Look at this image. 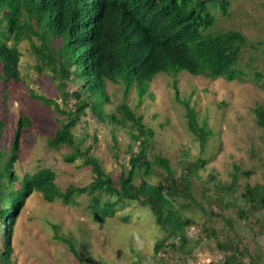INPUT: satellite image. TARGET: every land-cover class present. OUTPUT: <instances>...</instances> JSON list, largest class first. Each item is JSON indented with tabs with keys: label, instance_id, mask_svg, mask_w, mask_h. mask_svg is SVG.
<instances>
[{
	"label": "trees",
	"instance_id": "1",
	"mask_svg": "<svg viewBox=\"0 0 264 264\" xmlns=\"http://www.w3.org/2000/svg\"><path fill=\"white\" fill-rule=\"evenodd\" d=\"M212 5L220 8L223 16L228 15L230 0H0V79L5 84L20 81L22 53L18 47L28 41L41 63L34 67L41 73L50 72L60 81L61 88L58 89L61 90L63 85L66 89L71 81L79 84L71 95L63 92L65 109L57 100L38 96L33 91L31 96L54 107L63 117L57 120L60 127L48 140L49 148L57 151L69 148L64 160L74 163L80 159L82 166L88 167L94 176L90 185H72L66 191L56 184L57 174L50 168L26 173L22 179L17 176L14 165L22 132L33 126L28 116L21 117L11 147H0V230L3 235L0 238V264H16L12 261L14 232L27 199L36 191L51 204L57 200L73 203L76 194L92 195L90 209L93 220L98 223L104 222L106 215L101 214L100 203L104 200L96 193L117 197L114 201L106 199L104 206L110 216L118 201L140 202L149 206L162 232L186 242L185 227L193 221L183 220L179 210L174 209L165 193L167 184H152L145 179L141 184H135L136 172L144 170L147 176L152 166H160L166 173L172 196L183 197L205 216L223 219L225 223L220 233H225V229L227 233L219 250H230L235 258L241 240L234 229L236 223L250 222L262 229L259 223L264 220V185L247 183L243 188L240 186V180L249 179L253 171H245L235 164L228 181H222L215 190L209 187L203 190L202 197L209 203L204 209L193 195V178L204 160L199 158L184 166V175L180 180L176 179L167 159L157 156L150 160L149 156H155L151 153L155 131L127 104L133 87L142 99L149 92L153 79L161 73L177 76L187 72L210 79L223 78L228 82L242 80V72L236 64L249 40L236 30L207 33L216 19L210 11ZM256 76L261 81L264 74L257 73ZM111 82L124 85L123 102L115 113L105 116L103 106L110 102L107 87ZM176 86L175 81L174 88L178 93ZM261 86L264 88V83ZM1 95L7 99L6 92ZM72 98L76 99L74 111L68 105ZM177 101L186 109L189 128L204 151L212 131L199 126L196 112L188 102L179 97ZM88 110L102 120L106 117L111 123L131 125L128 162L117 185L93 155V147L83 149L82 142L88 136L77 137L74 133ZM255 112L259 125L264 127V108L258 107ZM3 129V123H0V139ZM112 135V140L118 142L114 133ZM94 140H98L97 136ZM135 146L137 151H134ZM113 149L116 150L117 145ZM225 212L230 216L225 217ZM52 229L56 233L55 239L68 245L71 254L75 257L81 254L73 238L61 236L55 224ZM213 231L217 230L212 228ZM155 247H161L160 241ZM243 249L251 254L249 245Z\"/></svg>",
	"mask_w": 264,
	"mask_h": 264
},
{
	"label": "rangeland",
	"instance_id": "2",
	"mask_svg": "<svg viewBox=\"0 0 264 264\" xmlns=\"http://www.w3.org/2000/svg\"><path fill=\"white\" fill-rule=\"evenodd\" d=\"M212 6L210 11L216 19L207 33L236 30L249 40L236 64L242 72V80L228 82L223 78L210 79L187 72L177 76L161 73L153 79L149 92L142 99L135 87L127 98L132 110L155 131L151 149L155 156H149L150 160L157 156L167 159L179 180L184 175V166L199 158L204 160L193 178V195L204 209L209 203L202 197L203 190L207 187L215 190L222 181H228L235 164L245 171H253L249 179L240 180L241 188L247 183L264 185V127L259 125L255 112L258 107L264 108V88L261 86L264 77L261 81L256 78L257 73L264 74V0H230L227 16L222 15L220 8ZM18 48L22 53L20 81L5 84L0 79V91L4 90L0 92V123L4 126L0 147H11L19 119L28 116L33 126L22 132L14 173L22 179L26 173L50 168L56 172V184L62 191L72 185H90L94 176L88 167L82 166L80 159L74 163L64 160L69 148L57 151L48 146V140L60 127L57 120L63 117L54 107L31 96L33 91L38 96L57 100L65 109L63 92L71 95L79 84L71 81L66 89L64 85L58 89L61 88L60 81L50 72L41 73L34 67L41 63L30 43L26 41ZM175 81L178 93L175 92ZM4 92L7 93L6 100L1 95ZM107 93L110 102L104 103L105 116L115 113L123 102L124 85L111 82ZM178 97L194 109L199 126L212 131L204 151L189 128L186 109L177 101ZM75 101L72 98L68 103L73 111ZM130 127V123L120 125L111 123L106 117L103 120L97 118L88 110L74 128L77 137L88 136L82 142L83 149L93 147V155L112 177L114 185L118 184L121 171L128 162V144L132 141L128 133ZM113 133L118 142L112 140ZM115 145L116 150L113 149ZM134 151H137L136 146ZM136 173L137 185L143 179L152 184H167L165 193L174 209L179 210L183 220L193 221L185 227L186 242L162 232L149 206L140 202L118 201L115 215L110 216L104 206L106 199L114 201L117 197L96 193L104 200L100 203L101 214L106 215L105 221L98 223L93 220L90 209L92 195L76 194L73 203L57 200L51 204L36 191L20 213L14 232L12 261L16 264H217L210 255L224 243L226 229L225 233H220L225 223L223 219L205 216L183 197L172 196L166 173L160 166H152L147 176L144 170ZM226 214L228 212L225 217L230 216ZM53 224L59 227L61 236L73 238L81 254L75 257L69 252L68 245L55 239ZM239 225L236 223L234 228L238 233ZM212 228L217 231L212 233ZM157 241L161 243L160 248L155 247Z\"/></svg>",
	"mask_w": 264,
	"mask_h": 264
},
{
	"label": "crops",
	"instance_id": "3",
	"mask_svg": "<svg viewBox=\"0 0 264 264\" xmlns=\"http://www.w3.org/2000/svg\"><path fill=\"white\" fill-rule=\"evenodd\" d=\"M259 217L262 216L260 215ZM259 225L262 228L261 230L250 222L243 221L240 223V232L238 234L241 240L240 246L236 249L237 257L235 255V258H233L230 250H219L212 251L211 258H214L217 264H228L229 261V264H264V232H262L264 230V220ZM248 245L251 254L243 249ZM226 261L228 262L226 263Z\"/></svg>",
	"mask_w": 264,
	"mask_h": 264
},
{
	"label": "clouds",
	"instance_id": "4",
	"mask_svg": "<svg viewBox=\"0 0 264 264\" xmlns=\"http://www.w3.org/2000/svg\"><path fill=\"white\" fill-rule=\"evenodd\" d=\"M220 79V78H219ZM227 81V80H226Z\"/></svg>",
	"mask_w": 264,
	"mask_h": 264
}]
</instances>
